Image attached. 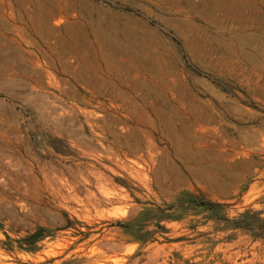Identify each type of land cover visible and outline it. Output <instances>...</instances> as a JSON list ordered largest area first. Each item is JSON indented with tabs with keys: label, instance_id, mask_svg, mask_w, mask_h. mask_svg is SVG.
Listing matches in <instances>:
<instances>
[{
	"label": "rangeland",
	"instance_id": "obj_1",
	"mask_svg": "<svg viewBox=\"0 0 264 264\" xmlns=\"http://www.w3.org/2000/svg\"><path fill=\"white\" fill-rule=\"evenodd\" d=\"M0 264H264V0H0Z\"/></svg>",
	"mask_w": 264,
	"mask_h": 264
},
{
	"label": "bare ground",
	"instance_id": "obj_2",
	"mask_svg": "<svg viewBox=\"0 0 264 264\" xmlns=\"http://www.w3.org/2000/svg\"><path fill=\"white\" fill-rule=\"evenodd\" d=\"M41 6V5H40ZM44 6V5H43ZM49 6V5H48ZM45 7V6H44ZM46 8V7H45ZM44 12V11H43ZM85 12V11H84ZM68 14V13H67ZM30 18V17H29ZM135 19V18H134ZM56 23V22H55ZM58 24V23H57ZM87 30V29H86ZM104 31V30H103ZM56 34V33H55ZM72 35V34H71ZM83 36V35H82ZM88 37V36H87ZM98 43V42H97ZM142 43V42H141ZM77 47V46H76ZM52 48V47H51ZM65 49V48H64ZM27 50V49H26ZM261 51V50H260ZM156 52V51H155ZM127 53V52H126ZM50 54V53H49ZM122 55V54H121ZM51 61V60H50ZM63 62V61H62ZM79 63V62H78ZM34 67V66H33ZM16 69V68H15ZM162 69V68H161ZM83 70V69H82ZM118 72V71H117ZM159 72V71H158ZM161 73V72H160ZM55 75V74H54ZM74 75V74H73ZM113 77V76H112ZM75 78V77H74ZM63 79V78H62ZM104 79V78H103ZM110 79V78H109ZM31 80V79H30ZM49 81V80H48ZM147 82V81H146ZM115 85V84H114ZM141 86V85H140ZM67 87V86H66ZM101 87V86H100ZM138 91V89H137ZM142 91V90H141ZM153 92V91H152ZM146 93V92H145ZM154 93V92H153ZM36 98V96H35ZM85 99V98H84ZM117 99V98H116ZM147 100V99H146ZM111 102V101H110ZM54 103V102H53ZM104 104V103H103ZM153 105V104H152ZM146 107V106H145ZM102 108V107H101ZM50 109V108H49ZM63 109V108H62ZM81 110V109H80ZM90 112V111H89ZM90 113H94V112H90ZM100 113V112H99ZM87 114V113H86ZM104 114V113H103ZM64 115V114H63ZM91 115V114H90ZM151 115V114H150ZM102 116V115H101ZM153 117V116H152ZM114 118V117H113ZM59 119V118H58ZM97 121V120H96ZM116 123V122H115ZM159 132V131H158ZM113 134V133H112ZM148 138V137H147ZM150 138V137H149ZM151 139V138H150ZM101 142V141H100ZM152 147V145H151ZM150 149V148H149ZM91 151V150H90ZM139 152V151H138ZM116 153V152H115ZM112 155V154H111ZM100 156V155H99ZM129 156V155H128ZM111 157V156H110ZM135 159V158H134ZM139 161V160H138ZM129 162V161H128ZM119 165V164H118ZM101 170V169H100ZM99 171V170H98ZM100 172V171H99ZM101 174V173H100ZM99 175V174H98ZM103 175V174H102ZM104 176V175H103ZM98 178V177H97ZM107 178V177H105ZM98 181V180H96ZM99 183V182H98ZM101 183V182H100ZM99 183V184H100Z\"/></svg>",
	"mask_w": 264,
	"mask_h": 264
}]
</instances>
